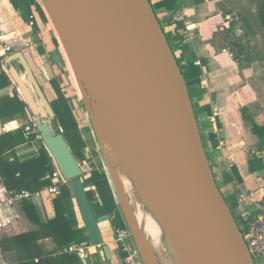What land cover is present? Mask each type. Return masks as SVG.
Here are the masks:
<instances>
[{
    "label": "water",
    "instance_id": "obj_1",
    "mask_svg": "<svg viewBox=\"0 0 264 264\" xmlns=\"http://www.w3.org/2000/svg\"><path fill=\"white\" fill-rule=\"evenodd\" d=\"M76 82L108 183L143 264H161L141 231L100 126L142 173L182 264H254L220 192L190 93L149 0H38ZM16 64L19 65L20 71ZM3 67L41 143L67 183L91 246L110 260L81 181L83 171L54 124L50 100L21 51ZM82 264H87L81 258Z\"/></svg>",
    "mask_w": 264,
    "mask_h": 264
},
{
    "label": "crops",
    "instance_id": "obj_2",
    "mask_svg": "<svg viewBox=\"0 0 264 264\" xmlns=\"http://www.w3.org/2000/svg\"><path fill=\"white\" fill-rule=\"evenodd\" d=\"M160 1L162 0H149L152 4ZM170 1L174 7L172 24L169 25L171 11L158 9L155 11V15L161 28H166L169 31L170 38L174 36L175 32L183 35L187 44L186 59L192 60L194 65L200 67L202 71L200 83L192 88V97L194 98L192 101L194 102L193 108L201 113L200 119L204 125V134L209 142V150L212 151V158L209 162L215 180L221 182L222 190L229 194L231 206L237 201L238 186L252 193L255 200H259L264 197V169L255 174L248 172V152L252 151L257 143V137L251 132L250 122L243 120L241 108L247 109L253 123L264 127V47L261 46L263 45L262 35L260 38V36L253 35L249 30L248 32L246 30L247 38L241 42L245 49L243 54L238 57L235 44L238 42L237 33L240 31L236 30L234 32L235 37L231 40L232 34L227 29V24H231L234 20L238 21V18L231 20L229 16H226L225 19L221 17L222 13L218 9L221 0ZM244 1L247 2V0H234V7L245 9ZM249 1L255 15L254 4L251 0ZM33 13L39 29L36 36L33 35L32 28L23 22L19 13L11 5L10 0H0V38L3 40V43L0 44V58L3 59L9 53L5 52V46L11 49L10 54L21 51L39 82L41 79L40 84L45 95L51 100L54 95L50 81L54 79L56 73L51 66L52 58L47 53L46 36L48 33L46 32L48 30L43 31L44 23L40 22L34 10ZM255 19L257 21L256 15ZM221 20L225 21L224 26L220 25ZM262 32L264 33V30ZM37 39L41 41L44 49V60L40 59L36 44ZM259 41H262L259 44L261 60L256 59L247 65L244 61V57L247 55V47L250 43L256 44ZM218 42L222 44L220 48L217 46ZM1 70L3 71L2 64H0V72ZM16 89L12 83L0 91V97L9 95ZM204 108H208V110ZM1 123L9 128L8 132L16 129L14 121L6 123L1 121ZM11 124H14L13 127L10 126ZM213 128L218 129L219 136L224 142L222 151L216 149V138L210 139L208 137ZM3 134H0V169L3 173L13 176L10 174L11 169L22 160L30 157L33 152H36L37 147L22 144L11 149L9 138L5 139ZM49 158L54 170L53 161L50 156ZM244 174L247 177L246 180ZM15 176L18 177L19 174L15 173ZM25 176H27L26 172L24 178ZM8 184L10 187L16 188L17 186L11 182ZM64 184L67 185L65 182L61 183V185ZM13 191L14 189L7 190L0 176V199ZM52 198L54 197L43 195L41 199L32 202V207L24 206L23 208L22 205L12 208L3 205L0 207V221L3 226L0 239L12 238L30 232H38L37 235L39 236L36 243L32 241L25 243L10 241V251H2L0 247V264L31 262L38 252H41V264H60V262L57 263L58 256L64 254L75 258H72L71 261L65 257L66 262L62 264H82L81 258H84L87 264H119V262L123 264L113 229L107 224L104 227L99 224V229L103 242L109 249L110 260H106L104 255L99 254L101 248L90 244L80 246L73 243L57 250L53 231L44 228L39 230L38 225L29 217L32 216L34 220L41 221V224L52 220L55 217ZM71 202L77 223L81 226L82 221L73 197ZM73 246L77 247L74 252L66 251ZM37 262L38 259L34 258L33 264H37Z\"/></svg>",
    "mask_w": 264,
    "mask_h": 264
},
{
    "label": "trees",
    "instance_id": "obj_3",
    "mask_svg": "<svg viewBox=\"0 0 264 264\" xmlns=\"http://www.w3.org/2000/svg\"><path fill=\"white\" fill-rule=\"evenodd\" d=\"M254 4L255 15L260 27L264 30V0H251ZM11 5L13 8L19 13L21 19L25 23L32 22V33L33 35H37L38 27L35 23L34 13L33 10L39 15V18L43 23L47 22L46 16L44 11L42 10L38 0H10ZM152 9L155 13L158 9H167L171 11V20L169 21V25L173 23L172 17L174 12V7L170 0H162L157 3H150ZM163 30V29H162ZM164 32V31H163ZM166 37V35H165ZM167 42L170 46V49L173 53V56L181 70L183 78L186 81V85L188 90L193 88L194 86L198 85L201 81L202 71L200 67L194 65L192 60L186 59L187 53V44L185 43V38L182 34L175 32L174 36L171 38H167ZM37 42V49L40 56V59L44 60L45 52L42 47L41 41L36 40ZM235 48L238 51V57L243 54L245 47L241 44V42H237L235 44ZM239 59V58H238ZM2 58H0V62ZM51 85L55 88V91L58 93L59 90L56 87V82L54 79L51 81ZM11 85L10 77L1 70L0 72V91L5 89ZM60 94L56 99L50 100L51 108L55 114V118L60 122V125L63 130L58 127L57 131L61 133L66 140L69 149L71 150L72 154L74 155L75 159L84 160L83 153L81 149L72 146L70 144V135L68 134L67 127L70 124V119H68L67 115L64 114L62 111V104H60L59 100ZM191 101L192 96L190 95ZM193 104V101H192ZM194 107V106H193ZM27 108L26 104L24 103L23 99L19 94L16 92H12L10 95H4L0 97V121L4 122L5 119L11 118L14 114L23 113ZM208 110V108H204ZM196 109H194L195 111ZM200 113V112H199ZM241 113L243 120L246 122H250L251 124V132L253 135L257 137V143L253 147L252 151L248 152V160H247V167L248 172L250 174H255L258 171L264 169V127L257 126L251 120V116L249 115L246 108H241ZM201 114V113H200ZM196 119L198 120L197 112L195 111ZM8 120V119H7ZM5 139L10 140L9 146L11 149L14 147H18L22 144H26L31 146V144L25 140L23 136L22 129L16 128L12 132H7L2 135ZM210 139H213L214 136L210 132L208 134ZM202 138V133H201ZM36 152H33L30 157L22 160L18 163V165L11 169L10 174L13 176H9L5 174L0 169V176L4 181V185L6 186L7 190L14 189L13 192H20V191H36L39 190L41 187L47 186L50 184L49 181L44 180V176L46 174L53 173V167L50 163V158L48 153L46 152L45 148L39 143L37 146ZM1 157V156H0ZM1 161V160H0ZM27 173V176L24 178V173ZM15 173H18L19 176L16 177ZM83 174L81 176L82 184L85 188V192L89 201L96 200L94 204L91 205L92 211L95 217L107 215L110 219V226L112 229L117 228H125V223L123 218L120 214L119 208L113 198V194L111 188L108 184V180L104 172H101L98 169H95L93 166L90 171V176L83 180ZM17 185L15 187H10L8 184ZM91 184V186L95 187V190L88 188L86 185ZM60 192L59 194L52 198L53 207L55 210V217L52 220H49L45 224H41V221L34 220L32 216H29L30 219L38 225L39 230L41 228L50 229L53 231V239L57 244V250L62 249L63 247H67L73 243H76L80 246L82 245H89V240L85 235V229L83 224L81 226L78 225L77 220L75 218V213L72 207V195L70 188L64 184L59 186ZM32 202H24L22 207H32ZM109 221V220H108ZM239 231L242 232V228L239 225ZM38 232H30V233H23L12 238L0 239V247L2 251H10V241L17 242V243H25L26 241L37 242L39 240V236L37 235ZM120 252V256L123 258L124 254L121 252L120 248L118 247ZM71 260L75 258L74 256H66L61 255L58 256L57 263L60 264L65 263L66 259ZM34 258L38 259L37 264H41V252H38ZM34 258H32L31 262H23L24 264H33ZM70 261V262H71ZM78 261V260H77Z\"/></svg>",
    "mask_w": 264,
    "mask_h": 264
},
{
    "label": "rangeland",
    "instance_id": "obj_4",
    "mask_svg": "<svg viewBox=\"0 0 264 264\" xmlns=\"http://www.w3.org/2000/svg\"><path fill=\"white\" fill-rule=\"evenodd\" d=\"M245 5V9H239V8H235L234 4V0H221L219 2V10L221 11V17L225 19L226 16H229V18H231V20H234V18H238V21H232L231 24H227L228 25V31L229 33L231 32L232 37L231 40L234 39V32L236 30H239L240 32H238V37H237V41L242 42V40L246 39L247 36L245 34L246 30L248 32V30L251 32V34L253 35H258L261 38L262 35V41H263V45H261L262 47H264V33L262 32L263 29L260 27L258 21H256L255 19V15L253 12V8L250 4V1L247 0V2L244 1ZM36 13V12H35ZM36 15L39 18V15L36 13ZM47 19V18H46ZM40 22L41 19L39 18ZM225 21L221 20L220 25L224 26L223 23ZM28 26L29 23H28ZM32 27V26H30ZM43 31L46 32V30H48V33L46 36V41H47V45H48V50L47 53L51 56V66L54 69L56 76L54 77V81L56 82V87L58 88L59 92L57 93L55 91V87L52 85V89H53V95L54 97H52L53 99H56L58 97V95L60 94V98L61 100H59L60 104H62V111L64 112L65 115H67L68 119H70V124L67 127V131L68 134L70 135V144L72 146H75L79 149H81V152L83 153L84 156V160L78 159L77 162L79 163L82 171H83V180H85L86 178H88L90 176V171L92 169V167L94 166L95 169L100 170L101 172H104V174L106 175V169L104 166V162L102 159V155L100 152V149L98 147L97 141L95 139V136L93 134V130L89 121V118L87 116V113L84 111L82 103H81V97L76 85V82L74 80V77L71 73V70L69 68V65L67 63L66 57L63 53V50L58 42V39L56 37V34L50 24V22L47 19V22L44 23L43 27H42ZM244 29V30H242ZM164 34L166 35L167 38H170L169 36V31H167L166 28H163ZM225 32V31H223ZM217 35V33H216ZM262 41L255 43H250V45H248L247 47V55L246 57H244V61L247 63V65L251 64L254 62V60H261L260 56H261V48L259 46V44L262 43ZM37 44V42H36ZM222 44L220 42L217 43L218 48H220ZM8 55H10V52L8 53ZM7 55V56H8ZM6 56V57H7ZM4 57L2 59V61L0 62V64L3 65V61L6 58ZM16 67L20 70L21 68L19 67L18 64H16ZM3 71L6 73V69L3 67ZM8 75V74H7ZM11 84L13 83L12 80L10 79ZM40 83H41V79H40ZM14 85V84H13ZM14 92H16L17 94L18 91L17 89L14 90ZM190 95L192 96V88H190L189 90ZM10 95V94H9ZM193 101L194 98L192 97ZM194 103V102H193ZM197 112V116H198V123H199V127L202 133V142H203V146L205 148L206 151V155L209 161H211V152H210V148H209V142L207 140V138L205 137L204 134V125L201 121V114L198 112V110H195ZM30 118V120H28ZM8 119V120H7ZM4 120V122H15L16 123V127L20 129V125L24 122V121H31L34 120V117L30 114L28 108L25 109V111L23 113H17L14 114L11 118H7ZM3 122V123H4ZM54 124L56 127L59 126V128L61 130L62 127L60 125V122L57 120V118H54ZM14 124H11L10 126L13 127ZM58 125V126H57ZM107 177V175H106ZM246 175L244 174V179L246 180ZM108 180V178H107ZM217 186L219 188V190H221V193L223 195V197L225 198V201L228 205V207H230V210L233 214V217H235V220H237V224L238 223V219L237 216L234 212V210H232L231 207V200L229 199L228 195L224 193V190H222V183L219 182L218 180H216ZM109 184V183H108ZM88 188H91L92 190H95L94 186H91V184H87L86 185ZM110 186V185H109ZM111 188V187H110ZM125 188V193L127 194L128 200L130 202V205L133 209V211H135L136 209V200L134 197V193L131 187H126ZM112 191V189H111ZM115 200V199H114ZM94 211V209H93ZM95 212V211H94ZM109 221H107V223H101V226L104 227L105 224L110 225ZM106 225V226H107ZM3 235V233H2ZM151 245L153 246V249L160 261L161 264H173L171 261V257L169 255H171V253H169L170 251H168L169 249L162 245V244H158V243H154L153 239H152ZM169 253V254H168ZM170 258H169V257ZM171 260V261H170ZM119 264H121L119 262ZM255 264H260L258 261H255Z\"/></svg>",
    "mask_w": 264,
    "mask_h": 264
},
{
    "label": "built area",
    "instance_id": "obj_5",
    "mask_svg": "<svg viewBox=\"0 0 264 264\" xmlns=\"http://www.w3.org/2000/svg\"><path fill=\"white\" fill-rule=\"evenodd\" d=\"M29 25L32 26L33 23L29 22ZM1 43H3L2 38H0V44ZM10 51L11 49L8 46H5V52L8 53ZM20 128L22 129L25 140H27L32 146H37L39 143L42 145L41 135L35 127L33 120L25 121L20 125ZM8 131L9 128H7V126L2 124L0 121V134L7 133ZM212 134L217 140L216 149L222 151L224 142L219 136L218 129L213 128ZM53 165V173H48L44 176V180L50 182L49 185L36 191H20L9 193L3 199H0V207L2 205L8 208L21 206L24 202L39 200L43 195L56 197L60 192L59 186L64 182V180L62 179L54 162ZM231 207L232 210H234L238 219V223L242 228L243 233H241V236L254 264L255 261H258L260 264H264V197L259 200H255L252 193L244 190L243 187L238 186L237 201ZM233 218L235 220V217ZM235 223L239 229L237 220H235ZM2 227L3 226L0 221V233L2 232ZM113 233L115 242L118 244L121 252L124 254L123 264H143L139 253L133 244L128 229L126 227L113 229ZM76 249L77 247L73 246L68 248L66 251L70 253L74 252Z\"/></svg>",
    "mask_w": 264,
    "mask_h": 264
},
{
    "label": "bare ground",
    "instance_id": "obj_6",
    "mask_svg": "<svg viewBox=\"0 0 264 264\" xmlns=\"http://www.w3.org/2000/svg\"><path fill=\"white\" fill-rule=\"evenodd\" d=\"M100 126L124 192V186H129L133 190L136 200V209L133 212L141 231L145 234V237L150 244L153 243V239L154 243L156 242L167 246L169 239L168 230L162 216L159 214L151 194L148 191L142 173L133 165L113 132L103 123H100ZM169 256L171 257L172 261H170L173 264H182V262L174 255Z\"/></svg>",
    "mask_w": 264,
    "mask_h": 264
}]
</instances>
